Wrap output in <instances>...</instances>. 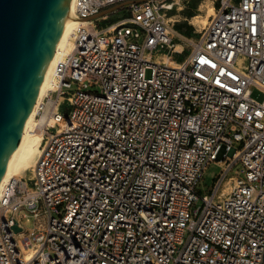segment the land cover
Wrapping results in <instances>:
<instances>
[{"label": "built area", "instance_id": "1", "mask_svg": "<svg viewBox=\"0 0 264 264\" xmlns=\"http://www.w3.org/2000/svg\"><path fill=\"white\" fill-rule=\"evenodd\" d=\"M176 4L73 0L33 175L1 186L0 264H264V0H217L192 37Z\"/></svg>", "mask_w": 264, "mask_h": 264}, {"label": "water", "instance_id": "2", "mask_svg": "<svg viewBox=\"0 0 264 264\" xmlns=\"http://www.w3.org/2000/svg\"><path fill=\"white\" fill-rule=\"evenodd\" d=\"M68 3L0 0V177L34 103ZM69 18L78 20L73 14Z\"/></svg>", "mask_w": 264, "mask_h": 264}, {"label": "bare ground", "instance_id": "3", "mask_svg": "<svg viewBox=\"0 0 264 264\" xmlns=\"http://www.w3.org/2000/svg\"><path fill=\"white\" fill-rule=\"evenodd\" d=\"M206 7V14L195 15L194 22L205 23L207 16L213 13V5H203ZM73 0H69L66 7V14L62 20L57 37L53 44L52 51L50 53L47 65L43 71L34 103L30 107L25 123L21 130L19 139L11 151L3 172L0 177V190L2 184L13 176H23L27 179L32 177V171L36 162V159L40 153L41 147V124L43 119H37L36 117V104L42 99L46 91L51 87L54 79V71L56 69L57 61L63 52L67 51L71 44L72 31L76 28L80 22L79 20H71L69 18L72 15ZM169 64H174V61H169Z\"/></svg>", "mask_w": 264, "mask_h": 264}, {"label": "rangeland", "instance_id": "4", "mask_svg": "<svg viewBox=\"0 0 264 264\" xmlns=\"http://www.w3.org/2000/svg\"><path fill=\"white\" fill-rule=\"evenodd\" d=\"M177 1V0H176ZM179 4H176V9L174 11V15L172 18L175 20L174 24L175 26L180 25L185 30L184 36L191 37L194 36L197 33V30H199L203 24L197 22L195 23L193 20L195 15H204L206 14V7L203 5L207 4H216L217 0H178ZM179 6V8H178ZM125 13L123 10L117 11L115 14L110 15V19L108 21L102 22L101 24H106L109 21L118 18L120 16H123ZM208 18V16L206 17ZM207 21V20H206ZM178 28V26H177ZM182 42V41H181ZM186 52V48L184 49V52L180 55H176V58H180L183 56V54ZM148 75V72H147ZM251 96L256 98L257 100H261L263 98V94L257 90H253L251 93ZM66 104H63L61 107V110L64 111ZM220 167L215 163H210L207 168L204 170L199 188L203 192H206V189L211 185V183L214 181V178L216 174L219 172Z\"/></svg>", "mask_w": 264, "mask_h": 264}, {"label": "crops", "instance_id": "5", "mask_svg": "<svg viewBox=\"0 0 264 264\" xmlns=\"http://www.w3.org/2000/svg\"><path fill=\"white\" fill-rule=\"evenodd\" d=\"M173 13H174V11H173ZM173 30L175 31V36H177V37H180V36H182V37H187V36H184V34H185V30H184V28L181 27V30H176V26H175V24H174V26H173ZM191 37H192V36H191Z\"/></svg>", "mask_w": 264, "mask_h": 264}, {"label": "trees", "instance_id": "6", "mask_svg": "<svg viewBox=\"0 0 264 264\" xmlns=\"http://www.w3.org/2000/svg\"><path fill=\"white\" fill-rule=\"evenodd\" d=\"M177 26H178V28H177ZM176 26V30H181V26L180 25H177Z\"/></svg>", "mask_w": 264, "mask_h": 264}]
</instances>
